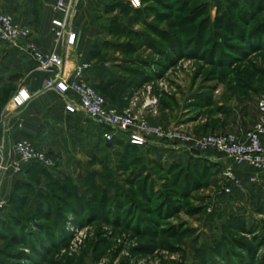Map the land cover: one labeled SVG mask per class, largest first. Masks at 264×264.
<instances>
[{
  "label": "rangeland",
  "instance_id": "1",
  "mask_svg": "<svg viewBox=\"0 0 264 264\" xmlns=\"http://www.w3.org/2000/svg\"><path fill=\"white\" fill-rule=\"evenodd\" d=\"M141 2L93 13L90 82L107 103L196 136L253 129L264 0ZM82 126L46 135L38 146L52 165L33 162L14 198H0V264H264V176L249 181L222 153L128 148Z\"/></svg>",
  "mask_w": 264,
  "mask_h": 264
},
{
  "label": "built area",
  "instance_id": "2",
  "mask_svg": "<svg viewBox=\"0 0 264 264\" xmlns=\"http://www.w3.org/2000/svg\"><path fill=\"white\" fill-rule=\"evenodd\" d=\"M84 0H54L55 13L51 23V32L57 42L65 47L66 53L41 51L35 41L33 30L16 22L14 16L0 9V41L10 43L24 54L34 58L38 68L50 72L43 89L55 91L65 99L66 110L70 113H82L92 123L103 128V137L112 141L116 136H125L140 147H156L185 151L189 154H202L215 151L224 154L227 160L244 166L250 171L248 180L257 183L264 176V98L259 106L261 116L253 129L246 132L214 135H192L178 128H165L150 124L145 118L110 106L89 81L88 72L91 62L86 53L78 52L77 62L68 70L67 52L77 49L81 32L75 28V22ZM132 6H141V0H129ZM31 99L30 93L20 88L13 97L15 108L26 105ZM225 159V160H226ZM224 160V161H225ZM39 162L52 165L46 154L33 142L17 141L7 145L0 137V178L11 171L21 173L25 166ZM226 174L231 183L242 186V180L235 166L225 161ZM227 192L231 191L226 185Z\"/></svg>",
  "mask_w": 264,
  "mask_h": 264
},
{
  "label": "crops",
  "instance_id": "3",
  "mask_svg": "<svg viewBox=\"0 0 264 264\" xmlns=\"http://www.w3.org/2000/svg\"><path fill=\"white\" fill-rule=\"evenodd\" d=\"M105 1H83L75 22V28L81 32V40L77 49L67 52L68 70L77 62L78 52H84L86 57H89L90 43L94 35L90 23L93 20L94 11L104 6ZM53 4L54 0H0V7L12 14L18 24L29 26L33 30L35 41L41 51L45 53L58 51L65 54V47L56 41L51 32V23L55 16ZM94 67L96 66L93 65L88 72L89 80L96 75ZM50 75V72L39 69L36 60L31 56L24 54L13 45L0 42V91L3 87L12 88L9 91L11 94H8L5 100L0 92V137L7 141V145L26 140L38 146L54 128L59 130L61 127L77 128L79 125H84L86 121H90L80 112H68L62 95L43 89ZM20 88L26 89L31 99L26 105L15 108L12 100ZM237 123L236 126L243 130L252 126L244 128L242 121L238 120ZM95 129L103 136L102 127L97 125ZM200 155L210 159L222 157L221 153L215 151ZM240 171L242 174L250 173L247 169H240ZM18 178L19 176L11 171L3 174L0 178V198L11 197Z\"/></svg>",
  "mask_w": 264,
  "mask_h": 264
},
{
  "label": "trees",
  "instance_id": "4",
  "mask_svg": "<svg viewBox=\"0 0 264 264\" xmlns=\"http://www.w3.org/2000/svg\"><path fill=\"white\" fill-rule=\"evenodd\" d=\"M252 2H254V1H252ZM257 2V1H256ZM135 9H138V8H135ZM254 35H252V37H253ZM257 39V37H254L253 38V40H256ZM258 40H259V38H258ZM95 47L96 46H93V48H92V50H91V53H96V49H95ZM98 47V46H97ZM90 60V59H89ZM90 81V80H89ZM4 92H6V94H7V96H8V94H9V91H4ZM118 137H121L120 135L119 136H116L115 138H114V140H112V141H115ZM125 138V137H124ZM127 138V137H126ZM103 139L105 140V141H108V140H106L104 137H103ZM128 139V138H127ZM129 141V140H128ZM108 142H110V141H108ZM126 147H128V148H139L140 146H138V145H135V144H128ZM160 149V148H159ZM162 149V148H161ZM197 158V157H196ZM34 166V163H32V164H29V165H27V166H25V168H24V170L22 171V172H24V173H28V172H30L31 170H32V167ZM21 172V173H22ZM16 175H18V174H16ZM19 175H21L20 173H19ZM18 175V176H19ZM23 178H21V176H19V178H18V180H17V182H16V185H15V189H14V191H13V193H12V195H11V197H10V199H12V198H14V195H15V190L18 188V186H20V184H21V180H22ZM34 234V233H33ZM41 242V241H40Z\"/></svg>",
  "mask_w": 264,
  "mask_h": 264
}]
</instances>
